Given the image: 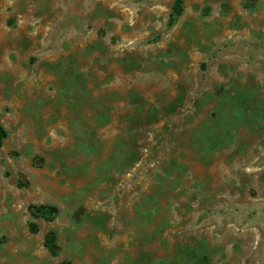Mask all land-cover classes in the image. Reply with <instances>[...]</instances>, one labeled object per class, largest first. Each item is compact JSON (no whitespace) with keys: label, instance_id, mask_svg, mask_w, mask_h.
Returning a JSON list of instances; mask_svg holds the SVG:
<instances>
[{"label":"rangeland","instance_id":"1","mask_svg":"<svg viewBox=\"0 0 264 264\" xmlns=\"http://www.w3.org/2000/svg\"><path fill=\"white\" fill-rule=\"evenodd\" d=\"M175 1L0 0V264H264V0Z\"/></svg>","mask_w":264,"mask_h":264},{"label":"trees","instance_id":"2","mask_svg":"<svg viewBox=\"0 0 264 264\" xmlns=\"http://www.w3.org/2000/svg\"><path fill=\"white\" fill-rule=\"evenodd\" d=\"M171 14V19L173 20L175 17H178L181 13L180 8V0H176L173 10ZM6 133L5 131L0 127V146L1 141L3 138H5ZM19 187H22L21 183L18 184ZM30 215L34 218H42L46 221H52L57 213V209L53 206L48 205H38V206H30L29 207ZM29 230L31 233L36 232L35 225L31 224L29 226ZM44 247L47 249V251L52 255L56 256L58 254L59 248L56 244V236L53 231H48L44 236ZM59 264H72L70 261H62Z\"/></svg>","mask_w":264,"mask_h":264}]
</instances>
